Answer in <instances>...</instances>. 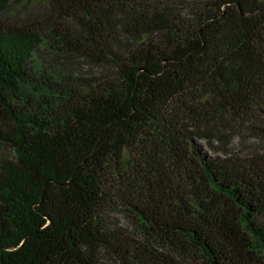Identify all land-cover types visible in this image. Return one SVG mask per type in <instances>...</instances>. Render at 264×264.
I'll return each mask as SVG.
<instances>
[{
  "label": "trees",
  "instance_id": "obj_1",
  "mask_svg": "<svg viewBox=\"0 0 264 264\" xmlns=\"http://www.w3.org/2000/svg\"><path fill=\"white\" fill-rule=\"evenodd\" d=\"M0 264H264V0H0Z\"/></svg>",
  "mask_w": 264,
  "mask_h": 264
},
{
  "label": "rangeland",
  "instance_id": "obj_2",
  "mask_svg": "<svg viewBox=\"0 0 264 264\" xmlns=\"http://www.w3.org/2000/svg\"><path fill=\"white\" fill-rule=\"evenodd\" d=\"M86 69V68H85ZM251 143H252V141H243V143L241 144V145H239V147L241 148V149H247V148H249L250 146H251Z\"/></svg>",
  "mask_w": 264,
  "mask_h": 264
}]
</instances>
